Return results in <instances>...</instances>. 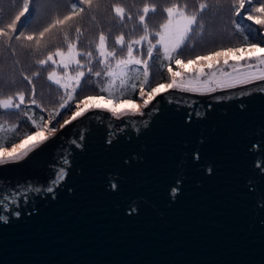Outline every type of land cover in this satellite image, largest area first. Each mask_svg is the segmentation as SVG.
Wrapping results in <instances>:
<instances>
[{
  "label": "water",
  "instance_id": "1",
  "mask_svg": "<svg viewBox=\"0 0 264 264\" xmlns=\"http://www.w3.org/2000/svg\"><path fill=\"white\" fill-rule=\"evenodd\" d=\"M262 89L92 109L0 166V264H264Z\"/></svg>",
  "mask_w": 264,
  "mask_h": 264
},
{
  "label": "snow or ice",
  "instance_id": "2",
  "mask_svg": "<svg viewBox=\"0 0 264 264\" xmlns=\"http://www.w3.org/2000/svg\"><path fill=\"white\" fill-rule=\"evenodd\" d=\"M60 2L61 0H22L18 14L11 18L8 23L0 26V38L9 42L23 40L34 43L36 48L39 49L46 46V34H50L53 29L69 27V22L81 16L86 9H91L94 3H97V0H71L70 11L62 18L51 20L50 23L42 27V30L31 34H26L25 31L21 30L28 29L33 21L39 22L38 13L46 5H58ZM227 2L233 27L243 37L240 45L222 48L210 52L208 55L197 56L195 59L187 60L186 63L191 65L200 61L227 57L230 53L247 52L250 55L238 56L236 62L231 64L225 58L223 65L218 67L205 65L208 67L207 72L203 71L202 68H198L192 74L172 72L171 63L174 61L177 65L182 64V60L178 58L182 55V48L187 46L186 42L195 30L200 14L209 9V4L206 0H200L196 11L192 14L188 13L186 4L181 6L173 3L166 6L163 9L165 19L159 25L158 30L152 31L148 27L147 17L149 13H155L157 7L155 4L145 3L137 14L136 22L143 29L138 38L126 40L124 34L121 33L115 37V47L109 50L108 37L103 32L99 34L95 51L98 63L104 69L103 77L106 82L102 86L97 85L99 93L102 94L98 96H84L82 99H77L78 90L82 82L85 81V77L100 78L102 73L93 71L94 57L92 51L85 53L78 50L77 45L81 29L77 27L75 30L76 40L69 41L67 35H65L66 51L57 48L54 52H48L46 58L36 61L41 67L49 62L54 65L53 69L47 74V80L62 90L63 98L54 111L48 112L47 118L42 115L39 121L33 118L34 114L29 115L25 112L24 115L34 131L25 132L19 143L12 140L10 148L8 147L11 139L10 134L16 133L19 125L6 126V123L0 122V166L24 160L30 153L45 144L57 131L63 130L68 124L83 117L92 109H100L109 112L113 117L119 118L120 116L140 114L141 109L148 106L161 88L178 89L181 92L193 93L200 91L214 92L217 89L233 88L237 85L264 81V31H261L264 30V0H227ZM217 3H219V0H217ZM111 8L117 20L123 24L125 21V8L120 4H113ZM127 19L130 21L133 18L128 15ZM253 26H256L255 30ZM145 44L148 45L146 56L143 54ZM125 46L126 52L117 56V50H123ZM154 52H160L162 59L168 62V70L171 76L166 85H157L151 88L150 92H146V88L150 83L149 61ZM256 52H259L260 55H251ZM241 60H243V63H240ZM84 61H87V67ZM73 66L75 67L74 72L71 71ZM58 68L63 69L62 74H58ZM140 70L143 71V80L139 84V94L143 103L135 104L131 102L130 97L128 99H123V97L127 95L129 88L133 93L136 92L137 84L133 74L138 73ZM38 75V72L33 73V76ZM23 80L27 81L29 85H33V80L29 76L24 75ZM34 95L35 88L33 86L32 94L28 99H26L23 91L6 98H0V116L16 115L21 111V106L27 108L30 105H34L41 113L45 112L46 110L37 103ZM145 96H147V99H144ZM95 100H107L109 104L120 102L128 105V107L117 112L113 107H102L99 103H91ZM73 102L75 103L74 111L71 109ZM65 109L70 111L71 115L63 123H60L56 120V117L61 115V111ZM53 121L59 124V129L55 127ZM60 177H63V172L60 173ZM48 190L51 191L52 189L49 188Z\"/></svg>",
  "mask_w": 264,
  "mask_h": 264
},
{
  "label": "rangeland",
  "instance_id": "3",
  "mask_svg": "<svg viewBox=\"0 0 264 264\" xmlns=\"http://www.w3.org/2000/svg\"><path fill=\"white\" fill-rule=\"evenodd\" d=\"M70 0H61L57 4L46 5L39 14V22L33 21L31 26L24 31L26 34H31L35 31L42 30L43 26L50 23L55 18H62L63 15L68 13L67 5ZM200 0H97L91 9H86L81 16L74 18L69 22V27L53 29L50 34H46V46L39 49L36 48L34 43L26 41H7L0 38V98H6L7 96L14 95L19 91L25 93L26 99L32 94L33 86L35 88L34 98L37 103L43 106L48 111L51 108H57L63 98V92L56 85L51 84L47 80V74L51 71L54 65L49 62L45 66L41 67L36 63L39 59L46 58L48 52H54L57 48L67 50L66 41L64 39L67 35L69 41L77 39L76 28L81 29V34L78 41V50L82 52H93V71H100L103 73L104 69L98 63V57L95 51L96 43L101 32L108 37V48L111 50L115 47V37L121 33L124 34L125 39L138 38L143 29L137 24L138 10L143 4H155L157 10L155 13H149L147 17V24L150 30H158L159 25L165 19L163 9L166 6H170L173 3L181 6L187 5V11L192 14L196 11ZM209 4V9L205 13L200 14L195 30L191 33L190 39L187 40L185 47L182 48V55L178 57L182 60L181 65H177L173 62L171 66L172 72H180L182 74H192L198 68H202L207 72L208 67L205 65H212L215 67L222 66L225 58L228 62H236L238 56H247L249 53H230L227 57H218L209 61H200L195 64H187V60L195 59L197 56L208 55L210 52L220 50L222 48L239 46L242 42V35L237 33L233 27L232 20L230 19L229 7L227 0H206ZM22 0H0V26L8 23L11 18H14L20 10ZM113 4H120L125 8V21L121 24L114 13L111 6ZM131 15L132 20H128L127 16ZM254 30L256 26H253ZM264 31V30H261ZM10 45V46H9ZM126 52V46L123 50H117V56L123 55ZM139 54V53H137ZM143 54L146 56V50L143 47ZM155 55L161 54L160 52H154ZM251 55H260L259 52ZM58 59V58H56ZM83 59V58H81ZM87 67V61H84ZM243 63V60L240 61ZM156 63L149 65L150 72V85L151 88L157 85H166L169 82L171 73L169 68L167 69V76H162L156 68ZM72 72L75 71L73 66ZM34 72H38V76H33ZM58 74H62L63 69H57ZM27 75L33 80V85H29L27 81L23 80V76ZM178 79L180 77H177ZM93 77L86 76L85 81L82 82L77 99H82L84 96H95L92 89ZM239 86V85H237ZM228 89V88H227ZM176 91L178 89H165L161 88L160 92L154 97L157 98L160 94L167 91ZM224 90L217 89L216 91ZM151 91V90H150ZM146 91V92H150ZM215 92V91H214ZM193 93V92H190ZM211 92L200 91L194 94H207ZM147 99V96L144 97ZM152 99V100H154ZM151 100V101H152ZM150 101V102H151ZM132 102V101H131ZM91 103H99L102 107H113L117 112L128 107L120 102H113L109 104L107 100H95ZM132 103L140 104L143 100L140 97L137 101ZM150 103L148 104V106ZM22 107V106H21ZM83 107V105H82ZM75 110V106L72 109ZM22 113V110L16 115L0 116V120L3 122H14ZM109 113V112H108ZM110 114V113H109ZM146 109H141L140 117H145ZM70 114L61 113L58 121L63 123L65 119H68ZM111 117H113L110 114ZM114 117L116 119H120ZM53 124L59 129V124L53 121ZM59 131L56 132V134ZM31 143V142H30ZM10 148V147H9Z\"/></svg>",
  "mask_w": 264,
  "mask_h": 264
},
{
  "label": "trees",
  "instance_id": "4",
  "mask_svg": "<svg viewBox=\"0 0 264 264\" xmlns=\"http://www.w3.org/2000/svg\"><path fill=\"white\" fill-rule=\"evenodd\" d=\"M70 5H71V0L69 1L68 5H67L68 12L70 11ZM0 21H1V19H0ZM21 30L24 31L25 29H21ZM147 47H148V45L145 44L144 48H145L146 52H147ZM154 62L156 63L155 65H156V68L159 71V73L162 76H167V69L169 68V64L167 61H164L162 59L161 54H157V55L154 54L153 57L151 58V60L149 61V65L153 64ZM173 62L171 63L170 67L173 65ZM133 76H134L135 82L137 84L136 92L133 93L131 91V88H129L127 91V95L125 97H123V99H128L130 97L132 102L137 101L139 98V84L143 80V71L140 70L138 73H134ZM105 82L106 81L103 77V73H102L100 78H93L92 79L91 86H92V89L94 91L95 96L102 95L101 93H99V87L97 85L102 86ZM150 90H151V85L149 83L148 87L146 88V91H150ZM74 106H75V103L73 102L71 104V109H73ZM55 109L56 108H51L48 111L41 113L40 110L38 108H36L34 105H30L27 108L22 106L21 107L22 113L14 122H4V123H6V126H11L13 124L19 125L16 133L10 134L11 139L9 140L8 147H11V141L12 140H15L17 143H19L20 139L23 138L25 132L34 131V129L31 128L30 122L27 121V117L24 115L25 112H27L29 115L34 114L33 118L36 119L37 121H39V119L42 115L45 118H47L48 112L54 111ZM61 113L70 114L71 112L68 111L67 109H65V110H62ZM59 118H60V115L56 117V120H58ZM0 122H3V121L0 120Z\"/></svg>",
  "mask_w": 264,
  "mask_h": 264
}]
</instances>
